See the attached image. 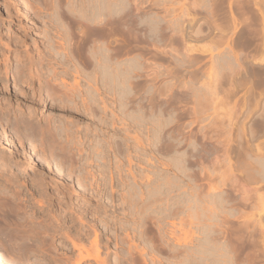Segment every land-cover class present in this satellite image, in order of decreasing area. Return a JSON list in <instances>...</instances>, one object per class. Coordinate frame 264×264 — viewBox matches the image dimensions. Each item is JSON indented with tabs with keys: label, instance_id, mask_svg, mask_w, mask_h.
Here are the masks:
<instances>
[{
	"label": "rangeland",
	"instance_id": "obj_1",
	"mask_svg": "<svg viewBox=\"0 0 264 264\" xmlns=\"http://www.w3.org/2000/svg\"><path fill=\"white\" fill-rule=\"evenodd\" d=\"M27 1L43 17L47 15L45 0ZM113 1H118L124 13L134 11L129 16L122 13L123 18L128 16L124 21L135 26L134 33L139 32L137 28L145 29L140 36L146 33L148 39L137 35L138 39L133 32L128 37L125 30L119 32V43L111 41L112 46L127 44L128 53L121 55L126 64L138 52L144 54L146 70L135 71V92L121 95L117 103L111 94H103L107 103L101 117L44 101L50 93L66 92L75 77L68 78L63 87L60 78L46 79L47 74L38 81L22 82V77L32 79L34 68L37 70L36 62H31L39 53L28 46L33 30L43 32L46 26L32 22V16L27 17L23 10L18 21H12L8 7L14 0H0V264H75L79 253L73 242L96 252L92 226L101 231L100 255L109 264H232V256L226 252L229 244L236 247L235 264H264V225L260 227L264 224V177L258 175L260 162L255 161L257 170L255 175L252 169V176L247 175L243 160L250 142L253 149V144H264V133L258 131L264 130V94L258 96V92L264 93V0H195L198 8L193 0ZM158 1L161 5H156ZM190 1L193 6L188 5ZM147 12L160 15L155 23L168 28H161L168 44L157 43L147 33L141 20ZM168 22L175 28L167 27ZM25 28L31 32L28 45L15 47V41L24 42ZM206 45H215L210 54L202 53ZM141 47L145 48L142 52ZM213 73L220 75L219 91L214 93L212 87L216 89L218 83ZM212 93L225 104L218 106ZM234 106L233 126L224 111ZM252 108L255 111L250 114ZM127 145L131 148L123 153ZM227 151L234 161V174H226ZM129 158L133 172L143 181L125 177L126 187L118 186L113 193L116 200L111 211L107 204L110 188L99 194L100 201L90 199L87 192L95 194L99 184L109 181L103 173L127 169ZM60 170L73 172L72 177H62ZM248 176H252L251 182ZM164 177L170 183L169 198L161 200ZM74 181L82 186L75 188ZM223 194L232 206L222 200ZM218 198L224 202L222 208L217 207L222 204ZM189 212L196 215H192L194 219ZM85 213V220H67L70 226L62 224L65 220H56ZM211 219L220 220V226ZM209 227L216 235L209 234ZM141 256L148 261L144 263ZM80 264L98 263L86 259Z\"/></svg>",
	"mask_w": 264,
	"mask_h": 264
},
{
	"label": "bare ground",
	"instance_id": "obj_2",
	"mask_svg": "<svg viewBox=\"0 0 264 264\" xmlns=\"http://www.w3.org/2000/svg\"><path fill=\"white\" fill-rule=\"evenodd\" d=\"M45 1H46L47 6H48V12H47V15L45 17L42 16L41 10H39V9L35 10L33 4L29 3L28 1L26 2V0H14V2H11L9 7H8L9 14H10L9 18L12 21H15V20L18 21V17L21 16L20 12H21V10H23V12L27 15V17L32 16V22L42 23L46 26V29H44V26L42 27L43 32H41L40 29L37 30V28H34L33 31L35 32V35H33L34 37L31 39V42L29 43V45L27 43L28 42V36H30V33H31L29 28L24 29V35L23 36L25 37V39H24V42H21L22 45L18 44L19 40L15 41V45H16L15 47L28 45L31 48L37 49V53H39L38 59H34L31 62V64L36 62L35 65L37 68V70H35V68H34V74L32 75V79L29 78L27 80H24V78L22 77V82L25 84L26 83L28 84L29 80L38 81V80L42 79V77L44 78V75L47 74L46 79L57 80L60 78L59 86L62 85L61 87H63V85L66 86L68 84L67 83L68 78L75 77V79L73 81L74 82L73 85H70V87L68 88V90L66 92L50 93L48 95L49 97L44 98V101L45 102H52V103L56 104L57 106L63 107L65 109H71L72 111H74V113H80L82 115H84V114L88 115V113L96 112V113H99L100 116L102 117V113H103L104 109L106 108V103H107V100H105V98L102 97L103 94H106V93L111 94L112 100L114 101V103H117L119 101L121 95H130V94H133L135 92V88H134V85L132 82L133 76H134L133 74L135 73V71L146 70V67L144 68V66L142 65L143 64L142 60L144 58V56H143L144 54L143 55L141 53L138 54L139 53L138 52L137 54H135V56H136V57H134L135 60L134 61L132 60L133 62L131 64L129 63L130 59L128 60L129 64H126V62L123 63L121 61V57L123 56L122 54L128 53V50H127L128 48L126 49L124 47V44H126V43H123L124 41H122V42H120V43H123L122 46H121V44H120V46L118 44V46L116 45L117 47L116 46L113 47L112 46L113 43L111 42L114 39L113 41H115L116 43L117 42L119 43L120 37L118 35H119L120 31L127 30V32L129 33L128 37H130L129 35L133 31H135L134 30L135 26H133L132 23H131V26H133L134 29H133V27H130V24L128 22L124 21V19H127V17L129 15H131L132 12L134 13V11L132 10V8L130 9L132 11H128V13L131 12L130 14L124 13L125 11L124 12L120 11V9H119L120 5H118L119 3H116L118 1H113V0H79V1L77 0V2L75 1L76 3L74 2V0H45ZM165 1H171V0H165ZM214 1H217V0H214ZM128 2L131 3L132 0L128 1ZM159 2L160 1H158V4H156V5H159L160 4ZM195 2H197V4H194V7L198 8V1L193 0V3H195ZM212 2H213V0H212ZM193 3L191 4V1H190V3L188 5L191 4L193 6ZM213 4H216V3L214 2ZM256 5L258 6V4H256ZM127 7H129V6H127ZM190 7L191 6H189V8ZM212 7H214V5ZM189 8H188V10H189ZM191 8H193V7H191ZM188 10L186 8V11H188ZM212 10H213V8H212ZM136 11L138 14V12H139L138 8ZM150 12H152V11H150ZM122 13L127 14L128 16L123 18L124 15H122ZM133 13H132V15H133ZM147 13L148 14L143 13L144 16H141L142 23L144 25H146L144 27H147V33L149 35H151L152 39H157L158 40L157 43L164 42L165 45L168 44V43H166L165 38H163L164 37V35H163L164 31H161V28L164 29V27L160 28V26L155 23L154 18L156 16L154 17V15L150 14L149 12H147ZM188 13L186 12L184 14H188ZM153 14H155L154 11H153ZM139 15H136V16H139ZM158 15H157V17L160 18L159 17L160 15L159 16ZM189 15L190 14H188L186 16H189ZM164 17H165V19L167 18L166 16H164ZM164 17H162V18L164 19ZM130 18H131V16H130ZM134 18H138V17L134 16ZM235 18L233 19V21L235 20ZM132 19H133V16H132ZM132 19H130V20L132 21ZM136 20H134L133 22L137 23ZM158 21H160V20H158ZM136 23H135V25H139L138 23L137 24ZM157 23H159V22H157ZM169 23H171V22H168V25H166V24L165 25L167 27L172 25ZM173 24H174V22H173ZM166 26H165V28H166ZM183 26H181V27H183ZM29 27H30V25H29ZM172 27H174V26H172ZM172 27H171V30H172ZM30 28H33V27H30ZM137 29H136V31H139V32H135V33L133 32L134 36H136V37L140 36L141 35L140 32L142 33L143 30L145 32V29H142V31L137 30ZM164 30L166 31V30H168V28L164 29ZM173 30L175 31V29H173ZM174 31H172V34ZM176 31H177V29H176ZM123 33H125V32H123ZM165 33H167V32H165ZM40 34H43L42 37L45 39L43 44H41V41H40V36H41ZM36 35H38V36H36ZM76 35H79L78 41H75ZM145 35H147V34L145 33ZM183 35H185V33H183ZM131 36H133V35H131ZM144 36H140V37H144ZM174 36H175V34H174ZM181 36H182V34L180 35V37ZM140 37H138V39ZM183 37L186 38V35ZM134 39L137 40V38H135V37H134ZM145 39L147 40L148 38L145 36ZM152 39H151V41H152ZM171 39H173V38H171ZM181 39H184V38H181ZM140 41H143V43H144V39H141ZM170 41H172V40H170ZM183 41H184L183 43L186 42V40H183ZM148 42L150 45L151 42L150 41H148ZM157 43H156V45H157ZM151 45L156 46L155 44H151ZM162 45H160V46H162ZM125 46H127V44ZM136 46H139V45H136ZM210 46H212V45H210ZM156 47H154V48L156 49ZM158 47H159V45H158ZM158 47H157V49H158ZM212 47L214 48L215 45H213ZM212 47H209V45L204 46V48H202V53H204V54L209 53L210 54V52H212L214 50ZM141 48L142 49H139V50H141L140 52H142V50L144 51L145 48L144 47H141ZM211 48H212V50H211ZM136 49H138V47ZM161 49L159 47L158 51ZM129 50H131V49H129ZM262 51H264V47H263ZM131 59H133V58H131ZM43 61L47 62V63H43ZM229 62H231V61H229ZM216 64H217V62H216ZM215 68H217V67H215ZM213 70H215L217 72L216 69L213 68ZM219 74H220V72H219ZM216 76L217 75L214 76V78H216L215 81L218 83V84H216V86L217 85L220 86V81L218 79V77L220 75L217 77ZM76 78H78V79H76ZM211 78H213V76L210 75V80H211ZM250 82L253 83L252 81H250ZM210 83H211V81H210ZM84 84L85 85L87 84V86H84ZM212 85H215V84H212ZM207 86L211 87V84L210 85L207 84ZM219 86H217L216 89H214V90L212 87V92L213 91L215 92V90L217 91L219 89ZM233 86H235V85H233ZM57 88H58V85H57ZM234 89H235V87H234ZM234 89L232 91H234ZM213 93L211 95H213ZM231 93H233V92H230V95H231ZM262 94H264V93L258 92V96L261 97V96H263ZM254 96H257V95L255 94ZM35 97H38L39 99H41V96H39L37 94L35 95ZM214 99L217 101L216 104L217 103L219 104L218 106H220V105L223 106V104H225V102L223 101L224 99H221V98L219 99V97L218 98L215 97ZM87 100H90L91 102H88ZM257 105H259L258 102L256 103V106L254 108H256ZM229 108L227 111L225 110L224 112H226L225 114L229 117V121L232 122L231 125L234 126L235 124H233L232 115L234 114L235 106H234V108L233 107H229ZM231 108H233V111ZM253 111H255V110H253V108L250 109V111H249L250 114L253 113ZM263 114H264V111H263ZM262 125H264V124H262ZM243 127H245V126H243ZM260 128H261V126H260ZM243 130H245V129H243ZM231 132H232V130H231ZM243 132H245V131H243ZM253 132H254V130H253ZM253 132H252V134L254 135ZM229 134H231L230 131H229ZM227 139H228V137H227ZM229 139H231V138H229ZM248 143L249 142H247V144ZM253 145L257 146V144H253ZM256 146L254 147L256 149H253V146H251V142H250V144L245 148V152L243 154V160L246 162L245 165H248V168H247V166H244V167L248 169L247 175L248 174L252 175L251 174L252 169L255 168V169H253L254 174H255V170H257L256 169L257 165L255 164V161L260 162L258 175L260 178L261 177L263 178L264 177V144L262 142V143H259V145L257 147ZM130 148H131V146L127 145V147L123 151L122 150L121 151L123 153H126V152H128V150H130ZM230 156H229V152H228V157H226L228 160L227 161L228 164H227V167L225 166L226 170H227L226 174H229V173L234 174V169H233L234 161L232 162V159H231L232 156L231 157ZM225 163H226V161H224V165H226ZM106 164L107 163H105V165ZM133 165L134 164H133L132 158H129L127 169H120L117 173H114L112 171L103 173L105 176L106 175L109 176V181L105 182L103 184H99L95 188V192H94L95 194L91 193V195H90L89 192H87L86 194L88 195V197L90 199H97L100 201L102 199V197L100 198L99 194L102 191L106 190L107 188H110L112 194L107 198V201H108L107 204L111 207L110 208V211H111L112 208H114V201L116 200V197H114L113 193L118 188V186L126 187L127 181L125 180V177L131 176L133 178L134 182H136V183L142 182L144 179L140 174L133 172V169H132ZM72 173L73 172H69V171H65V170L64 171L60 170V172H59V174L62 177H66L67 175L72 177ZM224 175H225V173H224ZM252 176H250V177H252ZM250 177L248 176V178H250ZM251 179L252 178L249 179L250 182H251ZM146 180L150 181L151 178L146 177ZM117 181H119L118 185H116ZM163 181H164L163 185L160 186V188H159V194L161 196L160 197L161 200H165V199L169 198V191L167 189V185H170L169 180L166 177H164ZM73 186L75 188H78L79 186H82V185H81V182L74 181ZM245 187H246V185H245ZM245 189H247V188H245ZM243 191H244L243 193L246 194L245 190H243ZM247 191L249 192V190H247ZM248 192H247V194H248ZM245 194H244V196H245ZM223 195H225L223 197V199H222L221 195H220L221 197L220 196L219 197L223 201H226V203H227V201L229 203L230 198L229 197L227 198L226 194H223ZM218 201L220 202V199ZM213 203L214 202L212 201L211 204H213ZM220 203H222V204H220V205L216 204L217 207H219V206L221 207V205H224L223 204L224 202L221 201ZM229 205H230V203H229ZM229 205H225V207H223V208L229 209V208H227V206H229ZM164 206H166V204ZM230 206H232V204ZM69 210L70 209H68V212H69ZM219 210L222 211V209H219ZM232 210H235V209L233 208ZM212 211H211V213H212ZM225 211L226 210L224 209L223 212L225 213ZM237 212L238 211L236 210V213ZM104 213L106 214V212H104ZM231 213L235 214L234 212H231ZM86 214L87 213L82 214L80 217H74L73 219L70 218L68 216V214H66L64 216V218L56 219V220H65V222L62 224L64 226H70L71 224H69L67 220H85L84 218H85ZM190 214H188L189 217H190ZM193 214H191V217ZM205 214H207V213H205ZM227 214H229V213H227ZM239 214H241V211H239V213L237 215H239ZM119 215H125V213H121ZM193 216H196V215H193ZM210 216H212V214ZM202 217H204V216H202ZM76 218H78V219H76ZM192 218L194 219V217H192ZM211 220L208 222L212 223ZM204 221H206V220H204ZM212 221L214 222V220H212ZM218 221H220V220H218ZM218 221L214 222V223L219 224V225H217V227L220 226V222L218 223ZM206 223L207 222H205V225L208 224V223L207 224ZM202 224H204V223H202ZM263 225L264 224H262V225L260 224V227L262 228ZM206 228H208V227L206 226ZM209 228H211V227H209ZM212 228H211V230H212ZM92 230L95 233V239L92 243L94 245V248L96 249L95 250L96 252L93 253L90 250L86 249L85 246L73 242L74 251H78V253H79V255H78L79 259L76 261L75 264H80L83 260H86V259L87 260H95V262L98 264H109V260L107 258H103L100 255V234H101V231L99 229L93 227V226H92ZM203 230L205 231V227L203 228ZM214 231L212 230V233L210 231L209 234H214L213 233ZM54 232L58 233V232H60V230L54 231ZM83 232H85V231H83ZM208 232L206 231V233H208ZM204 234H205V232H204ZM214 235H216V233ZM206 236H207V234H206ZM209 236H208V238H209ZM211 237H213V235ZM83 238H84V233H82L79 236V239L82 240ZM208 238L206 237L205 241ZM214 239L215 238H213V240ZM210 241H212V240H210ZM205 244H208V243L206 242ZM216 244H217V241H216ZM230 245L232 246V244H229L228 247H230L231 249L225 248L227 250V251L226 250L225 251L228 253L227 255L228 256L230 255V257L232 256V258L229 259L228 257H226V259L231 260L230 262H232V264H235L233 253H235L236 247L235 246L231 247ZM211 246L212 245H210L209 248H211ZM222 246H223V244L221 245V247ZM216 247H218V246H216ZM216 249H218V248H216ZM219 250L222 251L223 249H219ZM204 251L207 252V249H205ZM208 251H210V250H208ZM211 251H213V248H211ZM210 253H205V254H210ZM221 253H223V252H220V255H223ZM213 256H215V255H213ZM141 257H142V260L144 263H146L148 261V259L146 257H143V256H141ZM219 257H221V256H219ZM223 257H225V256H223ZM216 258L218 261H220L219 260L220 258L219 259H218V257H216ZM224 262H225V260H223V263ZM217 264H219V263H217Z\"/></svg>",
	"mask_w": 264,
	"mask_h": 264
},
{
	"label": "flooded vegetation",
	"instance_id": "obj_3",
	"mask_svg": "<svg viewBox=\"0 0 264 264\" xmlns=\"http://www.w3.org/2000/svg\"><path fill=\"white\" fill-rule=\"evenodd\" d=\"M242 95H243V94L241 93L240 96H242ZM258 131H259L260 133H264V130H263V129H262V130L259 129Z\"/></svg>",
	"mask_w": 264,
	"mask_h": 264
}]
</instances>
